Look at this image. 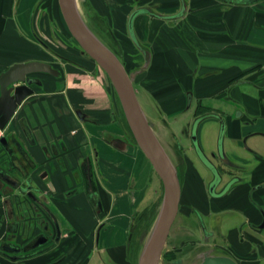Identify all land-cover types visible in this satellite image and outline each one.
Listing matches in <instances>:
<instances>
[{"label":"crops","instance_id":"crops-1","mask_svg":"<svg viewBox=\"0 0 264 264\" xmlns=\"http://www.w3.org/2000/svg\"><path fill=\"white\" fill-rule=\"evenodd\" d=\"M42 1L0 0V77L29 62L50 63L59 73L32 76L35 94L2 132L8 145L0 143V171L11 179L0 177V248L9 251L0 253V264H67L72 254L84 255L77 264H139L130 244L135 215L157 204L162 182L129 134L98 64L63 69L49 60L55 55L40 26ZM82 2L108 18L124 49L140 53L128 30L133 12L176 16L186 5L177 19L140 15L133 29L151 54L134 86L141 109L167 152L168 141L172 146L188 133L179 212L185 223L170 233L173 248L197 210L206 223L197 234L203 249L215 247L213 254L238 264H264V0ZM202 114L217 117L199 126L200 150L211 159L224 125L221 148L236 178L223 191L226 177L217 194L189 140ZM43 234L48 244L40 254L11 258Z\"/></svg>","mask_w":264,"mask_h":264},{"label":"water","instance_id":"water-1","mask_svg":"<svg viewBox=\"0 0 264 264\" xmlns=\"http://www.w3.org/2000/svg\"><path fill=\"white\" fill-rule=\"evenodd\" d=\"M59 7L65 21L69 33L74 37L88 58L94 60L98 66L104 71L110 79L116 96L119 100L121 110L123 111L126 123L129 126L131 134L136 142L150 161L155 173L162 182L163 199L161 209L158 213L151 235L140 256L139 264H161L162 255L169 239L172 227L177 219L180 210L182 187L179 179L178 171L174 166L170 156L166 152L164 146L155 135L154 124L149 122L145 112L140 105L134 82L146 68H148L151 60V54L144 49L136 38L134 29L135 19L140 15H150L156 18L166 20L181 18L186 11V5L183 3L180 14L176 16H159L150 9H138L130 16L129 33L132 43L141 51L144 56V66L135 73H129L120 55L115 53L110 47L94 33L88 24L82 19L78 5V0H58ZM84 1V0H82ZM47 73L52 76H59L50 63L29 62L25 64H16L12 66L0 77V131L4 132L15 116V113L23 105L25 100L35 94L32 86L35 74ZM189 99L191 97L189 96ZM214 114H206L197 118L192 130V140L200 155V159L207 161L206 156L200 150L198 142V129L200 124L208 119L216 118ZM220 136V152H222V135L224 125ZM0 143L4 146L8 145L6 138H1ZM29 189V188H28ZM23 192H28L23 188ZM30 196L35 199L32 193ZM48 242L43 236L36 247H40ZM214 250L207 251L203 255L201 264H238L232 258L227 256H219L213 254Z\"/></svg>","mask_w":264,"mask_h":264},{"label":"rangeland","instance_id":"rangeland-1","mask_svg":"<svg viewBox=\"0 0 264 264\" xmlns=\"http://www.w3.org/2000/svg\"><path fill=\"white\" fill-rule=\"evenodd\" d=\"M42 2H46V3L44 4L45 10H43L40 15L42 16L41 20H39L41 21L40 26L43 24V26L45 25V27H47L49 47H50V50L54 53L53 55H55L53 57H50L49 60L53 62L55 65H57L58 67H61L63 69L67 67L68 64H76V65H82V66L84 65V67L88 65L89 66L95 65L94 60H92L91 58H88L86 53L82 50V48L79 46V44L74 39V37L71 35V33H69V29L65 21L63 20L61 9L59 7V1L58 0H43ZM77 6L79 7L80 13L83 17L82 19H84V21L88 24L92 32H94L104 42V44L110 47L115 53L120 55L119 57L122 60L126 70L129 73H135L139 71L143 66V59H142L143 57L141 56V53L137 51L134 47H132V50L130 51V50L124 49V47L121 44H119L120 42L115 38V35L112 34V31H110L111 24L108 22V18L102 17L99 14H97L95 10H93L89 5L82 2V0H78ZM96 68H98L97 70L100 74L103 73L105 74V76H107V74L104 71H102V69L99 66H97ZM134 86H136L135 82H134ZM2 134L3 133L0 132V138L1 136H3ZM186 137H188V133L186 134ZM186 137H181L179 139L176 138L172 146L168 145L170 141H168V143L166 144V147L167 146L169 147L167 149L172 157L173 163L175 162V165H178L176 156L179 151L173 146H175L176 142L177 144L180 143L181 145L180 147L184 151V146L187 145ZM171 144H172V141H171ZM179 153H181L182 155L184 154L183 152H179ZM10 171L13 172L11 169ZM162 186H160L159 188L160 200L158 198V202L155 205V209L158 212L161 209V205H162L161 200L163 199V187ZM184 209H185V205L183 206V211ZM184 223H185L184 216L180 215L177 223L174 225L175 227H173V230H171L172 231L171 236H174L175 229L178 230L180 225H183ZM154 224L150 225L148 229H143L140 232V235L136 241L134 252L132 254H135L136 251L138 252L137 257H136L137 263L151 235ZM171 236H170V239H168L166 247L164 249L162 259H161V264H169L171 263L172 260L179 259V258H184L186 261H188L189 252H188V246L186 244V242H188L187 241L188 240V230L186 231V236L184 235L182 237L183 239L178 245L180 248H178L177 250L173 248L174 239ZM83 258L85 259L84 255L82 257H79L76 255L73 256L72 254L71 258L69 259L70 262H68L67 264H77L79 261L84 260Z\"/></svg>","mask_w":264,"mask_h":264},{"label":"flooded vegetation","instance_id":"flooded-vegetation-1","mask_svg":"<svg viewBox=\"0 0 264 264\" xmlns=\"http://www.w3.org/2000/svg\"><path fill=\"white\" fill-rule=\"evenodd\" d=\"M36 83H37V81L35 80V84ZM204 115H206V114L197 115V118H200ZM189 140H190L192 148L194 149L195 146L192 142V133H191ZM180 146H181L180 143L177 144V142H176V146H175L176 149L179 152H183V150ZM179 152L176 156V160L178 162V165H175V162L173 164L178 171L179 179L181 182L180 187H182L184 184L186 173L188 172V162L185 161V159L183 158V155ZM225 157L226 156H225L224 152H220V150H218L216 153L212 154L211 159L207 156L208 162L207 161H200L199 162V164L201 166L200 167L201 172L208 175L209 178L211 179L210 184H209V189H211L214 194H217V192H218L217 187L219 186V184H221L226 179V177H229V178H228V182L225 184L223 191L226 190L225 188H226L227 184L232 183L233 181L236 180L235 176L232 174V172H233L232 170H234V168H232L233 167L232 164ZM171 160H172V158H171ZM172 162H173V160H172ZM197 172L198 171H196L195 173L198 174V176L200 177L199 173H197ZM0 177L3 180H7V181H10V179H11L8 175H6L5 173H3L1 171H0ZM28 187H31V186H28ZM179 212H180V210H179ZM179 216H180V214H178L174 225L177 223ZM187 229H188V240H187L188 242H186V244L188 246V252H189L188 253V261H184L183 259L180 258L178 260L171 261V263H169V264H187V263L188 264H201L203 262V255L208 250L203 249L201 247L203 241L201 238H199L197 236V234L202 233L206 229V223L201 218V216L197 210H195L193 216L188 219ZM43 236L45 238H47L46 235L43 234ZM43 236H40L35 241V243L33 245H31V246H29L23 250L13 249L11 258H13L14 260H18V261L22 260L23 261V260H27L30 257L37 256L38 254H40L41 251H43L42 249H44V247L48 244V242H47L40 247H36V245L38 244L40 239L43 238ZM203 243H205V242H203ZM213 250H214V252L216 251L215 247L213 248ZM8 252L9 251L7 250V247L1 246V248H0L1 254H4V256L5 255L8 256V254H9Z\"/></svg>","mask_w":264,"mask_h":264},{"label":"trees","instance_id":"trees-1","mask_svg":"<svg viewBox=\"0 0 264 264\" xmlns=\"http://www.w3.org/2000/svg\"><path fill=\"white\" fill-rule=\"evenodd\" d=\"M120 108H121V106H120ZM121 114L123 116L124 123L126 124V127L128 128L129 134L131 135L132 139L134 140V138H133V136L131 134V131L129 129V126L126 123V119L124 117V114H123L122 110H121ZM158 213L159 212L156 211L155 206H154V207H152L150 209H146L141 214L135 215V222H134V226H133L132 239L130 241L131 247L133 249L135 248V244H136V241H137V239H138V237L140 235V232L143 229H148L150 225L154 224V222L157 219Z\"/></svg>","mask_w":264,"mask_h":264},{"label":"built area","instance_id":"built-area-1","mask_svg":"<svg viewBox=\"0 0 264 264\" xmlns=\"http://www.w3.org/2000/svg\"><path fill=\"white\" fill-rule=\"evenodd\" d=\"M1 132V131H0Z\"/></svg>","mask_w":264,"mask_h":264}]
</instances>
